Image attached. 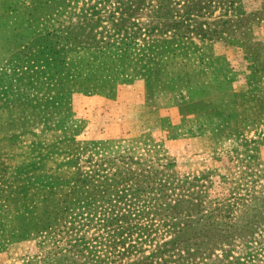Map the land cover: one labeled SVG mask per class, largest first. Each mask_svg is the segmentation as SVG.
<instances>
[{
	"label": "rangeland",
	"instance_id": "rangeland-1",
	"mask_svg": "<svg viewBox=\"0 0 264 264\" xmlns=\"http://www.w3.org/2000/svg\"><path fill=\"white\" fill-rule=\"evenodd\" d=\"M165 258L264 264V0H0V264Z\"/></svg>",
	"mask_w": 264,
	"mask_h": 264
},
{
	"label": "trees",
	"instance_id": "trees-1",
	"mask_svg": "<svg viewBox=\"0 0 264 264\" xmlns=\"http://www.w3.org/2000/svg\"><path fill=\"white\" fill-rule=\"evenodd\" d=\"M124 247V246H122ZM179 257V256H178ZM166 261H168L166 258L164 260H162L161 262H156L155 264H165ZM170 261V260H169ZM174 262V260H172Z\"/></svg>",
	"mask_w": 264,
	"mask_h": 264
},
{
	"label": "crops",
	"instance_id": "crops-1",
	"mask_svg": "<svg viewBox=\"0 0 264 264\" xmlns=\"http://www.w3.org/2000/svg\"><path fill=\"white\" fill-rule=\"evenodd\" d=\"M235 90H236V91H240L239 89L237 90V89H235V88H234V90H233V91L235 92Z\"/></svg>",
	"mask_w": 264,
	"mask_h": 264
}]
</instances>
